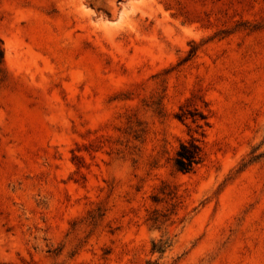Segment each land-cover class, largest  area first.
Returning a JSON list of instances; mask_svg holds the SVG:
<instances>
[{
    "label": "rangeland",
    "instance_id": "rangeland-1",
    "mask_svg": "<svg viewBox=\"0 0 264 264\" xmlns=\"http://www.w3.org/2000/svg\"><path fill=\"white\" fill-rule=\"evenodd\" d=\"M148 263L264 264V0H0V264Z\"/></svg>",
    "mask_w": 264,
    "mask_h": 264
},
{
    "label": "trees",
    "instance_id": "trees-1",
    "mask_svg": "<svg viewBox=\"0 0 264 264\" xmlns=\"http://www.w3.org/2000/svg\"><path fill=\"white\" fill-rule=\"evenodd\" d=\"M202 158L201 145L195 140H190L180 143L175 154L174 165L181 172H190L202 161Z\"/></svg>",
    "mask_w": 264,
    "mask_h": 264
}]
</instances>
